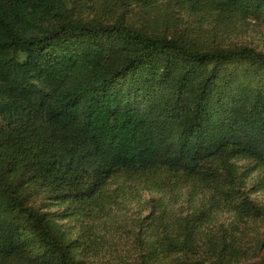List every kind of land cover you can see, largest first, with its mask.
Wrapping results in <instances>:
<instances>
[{"label": "trees", "instance_id": "1", "mask_svg": "<svg viewBox=\"0 0 264 264\" xmlns=\"http://www.w3.org/2000/svg\"><path fill=\"white\" fill-rule=\"evenodd\" d=\"M251 24L264 0H0V264H83L112 192L160 196L121 264H264V52L216 40Z\"/></svg>", "mask_w": 264, "mask_h": 264}, {"label": "rangeland", "instance_id": "2", "mask_svg": "<svg viewBox=\"0 0 264 264\" xmlns=\"http://www.w3.org/2000/svg\"><path fill=\"white\" fill-rule=\"evenodd\" d=\"M216 40L223 45L246 44L264 52V26L244 27L241 25L222 32ZM114 189V186H111ZM111 199H107L102 204V211H98V221L93 227V231L87 233L90 238L82 247L83 264H121L137 256L139 244L137 238H146L149 231V217H152L154 202L160 196L149 192H141L130 195L111 193ZM176 206L167 205L168 209L178 211L181 206H185L186 197ZM250 198L258 204H264V191L251 194ZM160 212V211H158ZM233 214L218 212L214 222L216 225L227 226L232 221ZM82 223H90L86 217H74L65 221L66 228L71 229L72 237L79 235V227ZM214 225V224H213ZM260 234V231H259ZM254 234L246 231L244 240L247 245L253 242ZM264 254V249L262 251ZM171 264L170 260H164L157 264Z\"/></svg>", "mask_w": 264, "mask_h": 264}]
</instances>
